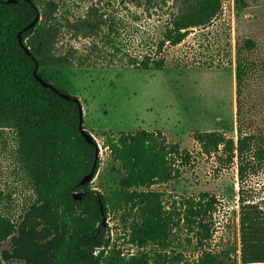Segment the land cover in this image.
I'll list each match as a JSON object with an SVG mask.
<instances>
[{
	"label": "trees",
	"instance_id": "trees-1",
	"mask_svg": "<svg viewBox=\"0 0 264 264\" xmlns=\"http://www.w3.org/2000/svg\"><path fill=\"white\" fill-rule=\"evenodd\" d=\"M158 1L97 0L84 15L74 16L63 9L61 0H0V138L5 129L14 132L16 158L35 195L22 218L15 221L2 209L7 195L0 189V245L9 239L12 244L0 252V264H181L185 255L171 249L184 230L190 236L187 241L195 242L200 250L193 264L264 263V206L248 200L243 186L249 173L256 171L255 164L264 159V129L252 120V98L246 91L258 67L247 56L256 47L255 41L248 39L236 50L237 140L220 131L193 134L202 154L226 157L228 163L238 161L240 259L228 250L210 248L218 203L215 195L182 200L172 196L166 206L167 193L151 190L178 180L194 162L192 151L169 141L161 131H104L103 146L125 174L121 187L112 199L92 182L81 185L94 167L99 144L89 143L81 134L79 105L45 87L35 76L36 71L52 83L44 69L100 67L104 62L163 70L166 47L180 45L193 29L209 26L223 11V0H172L174 11L155 42V55L126 52L115 5L151 8ZM236 1L246 6L245 0ZM38 15L40 19L30 27ZM20 33L30 55L19 42ZM64 35L91 42L84 52L72 45L61 50ZM100 166L99 157L96 173ZM75 193L82 198L76 199ZM115 204L133 217L128 234L138 253L126 254L118 238H113L109 223L104 224Z\"/></svg>",
	"mask_w": 264,
	"mask_h": 264
},
{
	"label": "rangeland",
	"instance_id": "rangeland-1",
	"mask_svg": "<svg viewBox=\"0 0 264 264\" xmlns=\"http://www.w3.org/2000/svg\"><path fill=\"white\" fill-rule=\"evenodd\" d=\"M166 1L164 4L159 0L151 8L131 3L115 5L126 52L139 57L155 55V42L174 11L172 0ZM95 2L61 0V5L70 15L82 16ZM245 2L246 6H242L236 0H223L222 13L209 26L193 29L180 45L166 47L162 54L166 59L163 70H140L108 62L100 67L43 70L55 86L82 103L84 128L95 137L100 149L101 166L92 181L96 190L114 199L125 176L103 146L104 131H161L169 141L192 151L194 162L183 169L178 180L154 185L151 190L167 193L166 206H170L172 196L182 200L190 196L200 198L204 193L215 195L218 203L210 248L228 250L238 259L242 246L238 161L228 163L226 157L202 154L193 134L220 131L237 140L236 50L248 39L255 41L256 47L247 56L256 60L258 67L248 79L246 91L252 98V120L264 129V0ZM90 42L64 35L59 48L72 45L84 52ZM16 147L14 132L1 131L0 189L7 195L2 209L19 221L35 195L16 158ZM255 165L256 171L249 173L243 183L245 196L264 206V159ZM132 220L124 207L115 204L110 208L107 222L111 234L128 255L138 253L128 234ZM188 237L185 230L181 232L171 249L185 255L181 264H193L200 254L196 243L187 241ZM11 245V239L7 240L0 245V252Z\"/></svg>",
	"mask_w": 264,
	"mask_h": 264
},
{
	"label": "water",
	"instance_id": "water-1",
	"mask_svg": "<svg viewBox=\"0 0 264 264\" xmlns=\"http://www.w3.org/2000/svg\"><path fill=\"white\" fill-rule=\"evenodd\" d=\"M12 1L13 0H9V2H12ZM39 19H40V15H38L37 18L30 24V27H33L35 25V23ZM19 42H20L21 46L26 50V52L30 55L31 51H30V49L28 47L25 46V44H24V42L22 40L21 33L19 34ZM35 76H36L37 80H39L45 87H49V88L53 89L54 91L58 92L63 98L68 99V100H72V101L76 102L79 105L80 118H81L79 130H80L81 134L86 138V140L89 143H92V144L96 143L95 137L84 128V111H83V106H82V103H81L80 99L77 98V97H73V96L69 95L68 93L61 92L53 83L47 82L36 71H35ZM99 157H100V149L97 150L96 160H95V164H94V167H93L92 171L89 174H87L81 180V182H80L81 185H85V184H87L89 182H92L94 180L95 175H96L97 160H98ZM75 198L76 199H81L82 195L80 193H75ZM107 223H108L107 219L104 218V224H107Z\"/></svg>",
	"mask_w": 264,
	"mask_h": 264
}]
</instances>
